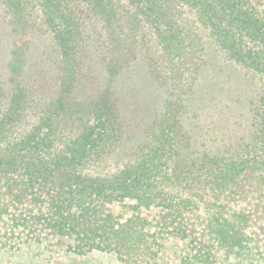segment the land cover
Here are the masks:
<instances>
[{"label": "trees", "instance_id": "1", "mask_svg": "<svg viewBox=\"0 0 264 264\" xmlns=\"http://www.w3.org/2000/svg\"><path fill=\"white\" fill-rule=\"evenodd\" d=\"M1 2L16 57L37 21L51 33L66 94L84 72L86 17L106 32L112 77L135 59V35L147 30L164 57L168 95L147 140L124 149V122L108 91L43 104L21 88L0 94L2 246L42 247L59 237L75 255L156 264L175 238L184 245L175 264L264 261V0ZM203 36L263 81L251 136L236 148L198 150L182 123L185 96L204 63ZM117 205L121 216L110 209Z\"/></svg>", "mask_w": 264, "mask_h": 264}, {"label": "rangeland", "instance_id": "2", "mask_svg": "<svg viewBox=\"0 0 264 264\" xmlns=\"http://www.w3.org/2000/svg\"><path fill=\"white\" fill-rule=\"evenodd\" d=\"M34 18L39 20L37 15ZM84 23V72L74 90L66 94L58 84L60 59L51 33L37 21L24 54L16 57L9 13L0 0V94L7 96L21 88L30 102L43 104L54 99L89 101L108 91L124 122V149L134 147L147 140L164 113L168 98L164 57L153 36L141 29L135 35V59L112 77L106 70L109 45L105 30L94 18L84 17ZM204 39V63L185 96L182 123L198 150L236 148L251 136L253 108L263 81L226 60L207 37ZM110 209L119 216L124 214L122 205ZM49 242L48 246L21 245L17 249L0 244V264H121L111 254L75 255L68 249L71 243L67 238L50 237ZM183 251V243L170 238L160 249L156 264H175Z\"/></svg>", "mask_w": 264, "mask_h": 264}]
</instances>
